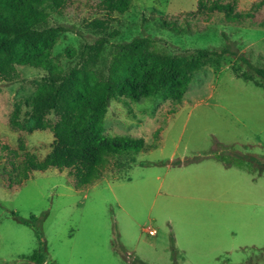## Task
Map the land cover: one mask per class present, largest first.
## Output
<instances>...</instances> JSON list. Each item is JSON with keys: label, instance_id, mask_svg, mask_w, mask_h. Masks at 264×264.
I'll return each instance as SVG.
<instances>
[{"label": "rangeland", "instance_id": "374dc122", "mask_svg": "<svg viewBox=\"0 0 264 264\" xmlns=\"http://www.w3.org/2000/svg\"><path fill=\"white\" fill-rule=\"evenodd\" d=\"M66 1L50 20L72 28L52 50L64 69L77 60L69 51L100 35L85 22L103 15L96 9L99 0ZM196 2L130 0L127 11L111 15L109 30L117 34L110 42L147 34L172 54L219 49L226 34L251 65L264 68L263 0H239L238 9L253 16L235 23L220 13L187 15ZM161 18H186L193 31L163 29ZM110 48L106 44L98 57L99 70ZM16 69L18 81L0 80V141L17 148L22 136L26 149L43 157L52 132L12 130L8 117L15 102L26 108L46 72ZM104 133L141 137L147 148L110 157L100 179L83 189L56 168L34 171L8 187L12 156L0 150V264H36L27 259L34 249L44 252L43 264H132L135 257L148 264H245L264 257V79L241 58L208 61L193 73L179 103L158 96L111 100ZM11 211L38 222L21 223Z\"/></svg>", "mask_w": 264, "mask_h": 264}, {"label": "trees", "instance_id": "16d2710c", "mask_svg": "<svg viewBox=\"0 0 264 264\" xmlns=\"http://www.w3.org/2000/svg\"><path fill=\"white\" fill-rule=\"evenodd\" d=\"M238 2L197 0L195 9L187 15L209 18L220 13L231 23L253 16L250 11L239 10ZM66 3V0H0V80L18 81L17 66L37 67L46 72L37 81L25 109L21 103H14L8 125L12 130L27 133L48 129L53 135L51 149L43 157L27 150L22 136L17 139V148L0 141V150L12 156L6 177L8 187L21 184L34 171L56 168L66 171L75 189H83L100 179L110 157L146 150L147 144L141 137L104 133V118L113 99L139 101L158 96L179 103L193 73L208 61L225 55L241 58L264 79V68L251 65L226 34H223L224 45L219 49L196 47L172 54L160 50L156 39L147 34L110 42L117 34L116 30H109L111 15L127 11L130 0L96 3V9L103 15L86 21L85 27L100 35L92 43H84L77 52L69 51L70 55L76 54L77 60L64 69L52 56V50L59 35L72 28L50 20L53 13L63 12ZM159 26L176 34L193 31L186 18L181 21L161 18ZM106 44L111 46L109 58L105 69L99 70L96 62ZM11 214L27 225L35 226L38 222L34 215L23 218L14 211ZM36 234L41 236L37 228ZM172 252L175 256L173 249ZM27 259L43 264L45 254L41 249H34ZM132 264L148 263L135 257ZM245 264H264V257L257 255Z\"/></svg>", "mask_w": 264, "mask_h": 264}, {"label": "crops", "instance_id": "0c3cea01", "mask_svg": "<svg viewBox=\"0 0 264 264\" xmlns=\"http://www.w3.org/2000/svg\"><path fill=\"white\" fill-rule=\"evenodd\" d=\"M96 185H98L97 182H96L92 187H95ZM89 189H91V188H88L87 190H89ZM149 234H155L154 229L149 230ZM179 250H180V249H179Z\"/></svg>", "mask_w": 264, "mask_h": 264}]
</instances>
